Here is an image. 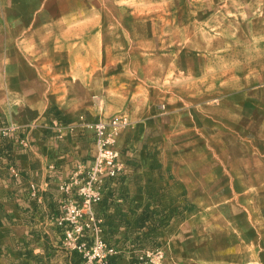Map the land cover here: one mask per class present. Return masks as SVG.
Returning a JSON list of instances; mask_svg holds the SVG:
<instances>
[{"label": "rangeland", "instance_id": "374dc122", "mask_svg": "<svg viewBox=\"0 0 264 264\" xmlns=\"http://www.w3.org/2000/svg\"><path fill=\"white\" fill-rule=\"evenodd\" d=\"M52 1L69 9L58 13L69 33L55 41L65 43L21 51L28 66L47 72L45 100L56 102L35 125L43 123L59 142L87 129L96 156L61 186L55 205L44 207L31 187L51 238L32 232L16 244L8 239L9 264H74L76 255L82 264H102L100 241L115 249L119 264H264V0ZM27 28L23 37L35 32ZM35 117L29 108L10 120L0 115V150L10 148L0 166L11 161L13 143L29 148ZM122 117L129 123L115 144L122 170L92 182L95 126ZM129 163L154 172V186L139 194L165 201L155 210L136 205V219H120L124 235L107 234L95 208L106 194L119 196L108 194L113 184L136 176L127 173ZM191 175L192 191L180 185ZM90 194L99 201L86 205ZM72 207L82 213L78 223L69 220ZM189 214L192 230L177 248L164 245L162 234Z\"/></svg>", "mask_w": 264, "mask_h": 264}, {"label": "crops", "instance_id": "0c3cea01", "mask_svg": "<svg viewBox=\"0 0 264 264\" xmlns=\"http://www.w3.org/2000/svg\"><path fill=\"white\" fill-rule=\"evenodd\" d=\"M58 13H69V9H55L51 0H0V95L5 97L0 115L10 120L12 114L17 115L26 108L38 113V117L30 123L34 127L29 131V148H21L17 142L13 143L14 147L10 144L12 159L4 161L0 166V264H9L6 256L9 252L6 244L8 239H13L15 243V239L19 242L20 238L32 232L41 235L52 232L46 216L37 212L36 202L30 197L31 187L36 185L39 188L44 207L55 205L62 194L61 186L79 166L90 164L96 156V147L87 129L80 128L59 142L43 123L35 125L48 105L56 102L53 99L46 102L47 90L42 79H46L47 72L43 71L42 74L26 64L28 58L21 53L22 46H56L65 43L63 40L60 43L55 41L60 35L64 36L65 31L69 33L66 30L69 27L64 20H59ZM28 24L35 32L29 37H23L29 30ZM62 39L67 40L65 37ZM52 60L58 61V57H53ZM14 122L20 127L28 126L20 120ZM75 125L81 126V122L78 121ZM2 147L5 148V144ZM127 157L129 159L133 156L129 152ZM129 165L131 167H128L127 173L132 171L136 176L119 186L113 184L112 191L109 193L108 190V194L118 192L119 196L111 198L106 194L104 202L95 208L97 216L106 224L107 234L113 231L116 236L118 232L123 236L120 219H136L139 213L135 210L136 205L141 210H155L160 209L165 201L155 200V197H147L138 192L141 188L146 190L154 186L150 180L154 174L151 167L143 165V168H135L133 163ZM13 167L16 169V176ZM195 176L191 175L185 186L181 179L180 185L191 191L196 189ZM189 200L190 204H197V199L193 200L192 195H189ZM192 218L189 214L185 222L173 224L167 233H163L164 245L177 248V243L184 239L187 228L189 227V232L192 230ZM48 236L51 238L50 234ZM40 251L46 252L45 247L36 249V252Z\"/></svg>", "mask_w": 264, "mask_h": 264}, {"label": "built area", "instance_id": "2783aa9c", "mask_svg": "<svg viewBox=\"0 0 264 264\" xmlns=\"http://www.w3.org/2000/svg\"><path fill=\"white\" fill-rule=\"evenodd\" d=\"M128 119L125 117L116 118L110 123L101 122L95 126L96 143L99 148V156L97 158L96 167L92 174V182H99L101 176L108 174L107 176L115 178L122 170L119 165L120 153L115 149L117 138L122 130L128 126ZM92 200L99 201V197L90 194L87 197L86 205H91ZM82 218V213L76 207L69 209V220L78 223V220ZM94 221V219H93ZM62 225V223H60ZM78 233L82 232V229H77ZM75 233V232H74ZM72 237V234L69 233ZM79 246V245H78ZM76 246L75 249L83 250V246ZM96 258L98 257L102 264H107L109 257H113L116 252L115 249L109 247L104 241H100L96 246ZM161 255V254H160Z\"/></svg>", "mask_w": 264, "mask_h": 264}, {"label": "trees", "instance_id": "16d2710c", "mask_svg": "<svg viewBox=\"0 0 264 264\" xmlns=\"http://www.w3.org/2000/svg\"><path fill=\"white\" fill-rule=\"evenodd\" d=\"M54 113L56 115H59V112H57V111H55ZM5 148H3V149L0 150L1 156L6 155L5 153L8 152L9 149H10V148L9 149H5ZM120 260H121L120 257H109L108 260H107V264H119L120 263ZM73 262H74V264H82V255H76L73 258Z\"/></svg>", "mask_w": 264, "mask_h": 264}]
</instances>
